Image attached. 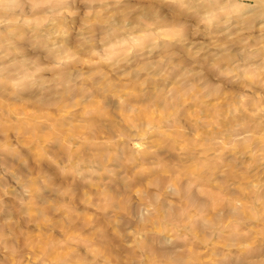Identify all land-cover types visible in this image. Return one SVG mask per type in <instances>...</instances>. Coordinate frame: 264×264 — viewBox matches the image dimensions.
I'll return each instance as SVG.
<instances>
[{
  "label": "rangeland",
  "instance_id": "1",
  "mask_svg": "<svg viewBox=\"0 0 264 264\" xmlns=\"http://www.w3.org/2000/svg\"><path fill=\"white\" fill-rule=\"evenodd\" d=\"M0 264H264V0H0Z\"/></svg>",
  "mask_w": 264,
  "mask_h": 264
}]
</instances>
